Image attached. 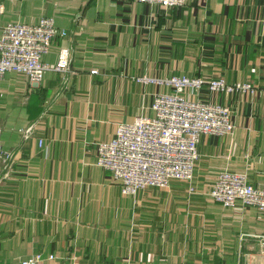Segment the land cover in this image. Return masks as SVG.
Instances as JSON below:
<instances>
[{
    "label": "crops",
    "instance_id": "crops-1",
    "mask_svg": "<svg viewBox=\"0 0 264 264\" xmlns=\"http://www.w3.org/2000/svg\"><path fill=\"white\" fill-rule=\"evenodd\" d=\"M7 23L54 19L66 37L42 62L71 51L68 73L0 78V264H264V212L209 197L222 171L264 190V0H187L166 9L138 0H1ZM185 75L247 83L253 94L192 100L233 115L232 135L202 136L191 183L123 196L96 165L117 125L153 115L157 92L138 79ZM32 127L25 137L22 131ZM194 193H189V187ZM53 256V260H47Z\"/></svg>",
    "mask_w": 264,
    "mask_h": 264
},
{
    "label": "built area",
    "instance_id": "built-area-1",
    "mask_svg": "<svg viewBox=\"0 0 264 264\" xmlns=\"http://www.w3.org/2000/svg\"><path fill=\"white\" fill-rule=\"evenodd\" d=\"M187 0H138L140 4L166 9L185 6ZM4 5L0 0V15ZM66 37L54 19L43 17L36 24L7 23L0 31V78L6 73L27 77L31 87L40 86L46 72L68 73L71 51L62 48L53 66L42 62L53 41ZM168 89L153 96L151 117L140 116L131 123L116 126L113 137L96 145V165L111 173L123 196H135L146 188L166 189L173 180L191 183L198 159L197 146L202 136H229L235 125L231 110L220 104L192 100L203 91L212 94H253L247 83H227L223 78L203 79L185 75L165 79H138ZM32 127L22 131L27 137ZM11 154L0 148L5 163ZM189 187V193H194ZM210 198L223 208L239 204L264 212V190L253 187L246 174L220 172L209 191ZM264 255V237L260 240ZM47 260H53L48 256ZM45 258L35 255L21 264H42Z\"/></svg>",
    "mask_w": 264,
    "mask_h": 264
},
{
    "label": "rangeland",
    "instance_id": "rangeland-1",
    "mask_svg": "<svg viewBox=\"0 0 264 264\" xmlns=\"http://www.w3.org/2000/svg\"><path fill=\"white\" fill-rule=\"evenodd\" d=\"M210 191V190H209ZM210 197V196H209ZM222 207V206H221ZM252 209H254V208H252ZM256 210V209H255ZM261 247V246H260ZM261 252V251H260ZM262 254V253H261Z\"/></svg>",
    "mask_w": 264,
    "mask_h": 264
}]
</instances>
